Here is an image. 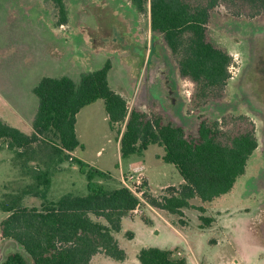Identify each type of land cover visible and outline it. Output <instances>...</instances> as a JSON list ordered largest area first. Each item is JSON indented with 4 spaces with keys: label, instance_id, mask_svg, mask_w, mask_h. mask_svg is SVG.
Wrapping results in <instances>:
<instances>
[{
    "label": "rangeland",
    "instance_id": "1",
    "mask_svg": "<svg viewBox=\"0 0 264 264\" xmlns=\"http://www.w3.org/2000/svg\"><path fill=\"white\" fill-rule=\"evenodd\" d=\"M65 3L68 22L57 26L50 0H0V119L30 135L38 103L32 88L42 77L68 76L78 82L81 73L99 69L106 61L111 65L110 87L126 99L130 109L148 112L155 103L189 132H195L199 116L217 120L224 114L249 116L255 124L258 147L245 175L228 195L209 203L193 199L182 216L159 210L158 222L171 224L182 235L164 225L160 236L152 238L143 234L141 222H148L152 213L141 202L138 217L131 214L134 220L124 224L128 231L136 232V239L130 241L124 228L115 237L127 254L126 264H138L142 247L177 245L182 236L185 246L173 249L177 248L180 255L176 256L186 257L189 264H264V16L234 17L222 7L211 12L208 33L232 55V78L222 99L193 113L189 107L192 86L180 79L162 37L151 32L147 12L138 14L129 0ZM121 131L122 124L110 128L104 103L97 100L76 115L80 146L74 156L111 175L143 165L156 196L165 192L167 187L160 190L164 184L177 185L182 180L173 165L162 161L163 150L157 145L122 159L118 142ZM32 147L33 152L19 158L0 141V202L32 183L33 170L44 169V162H50L51 157L54 165L49 168L47 200L86 194L85 176L73 162L56 164L58 157L50 149L40 144ZM103 182L108 187H122L117 179ZM142 188L149 193L144 185ZM41 203L31 195L22 200L27 207H40ZM199 207L204 208L203 214ZM7 216L0 210V222ZM200 216L211 218L210 225L206 227ZM15 250V244L0 240V261ZM99 257L90 264H119Z\"/></svg>",
    "mask_w": 264,
    "mask_h": 264
},
{
    "label": "trees",
    "instance_id": "2",
    "mask_svg": "<svg viewBox=\"0 0 264 264\" xmlns=\"http://www.w3.org/2000/svg\"><path fill=\"white\" fill-rule=\"evenodd\" d=\"M56 25L68 22L65 0H50ZM138 14L147 12L149 28L160 35L177 66L179 77L191 84L189 107L194 111L222 99L232 78L234 59L208 33L211 12L222 7L234 17L264 16V0H129ZM111 65L83 72L78 82L68 76L42 77L32 89L37 107L27 135L0 119V141L19 158L40 144L58 157L56 164L73 162L85 176L86 194L64 195L47 200L51 185L50 166L33 170L32 183L18 193L5 196L0 210L8 216L0 222V240L15 244L0 264H89L102 254L123 262L125 251L115 234L122 219L139 204L124 187H108L100 181L109 174L71 157L80 146L75 133L76 115L97 100L104 103L110 128L122 124L119 152L122 159L141 155L150 145L163 150L162 161L175 167L183 183L170 186L160 196L144 193L154 209L182 216L190 201L209 203L229 194L245 175L248 161L258 147L255 124L245 114H224L219 120L199 116L194 133L175 124L152 103L150 111L129 108L126 99L108 81ZM42 200L40 207L22 205L24 196ZM201 214L204 208L198 209ZM207 227L212 219L200 216ZM131 239V233H126ZM139 264H187L176 251L142 248Z\"/></svg>",
    "mask_w": 264,
    "mask_h": 264
},
{
    "label": "crops",
    "instance_id": "3",
    "mask_svg": "<svg viewBox=\"0 0 264 264\" xmlns=\"http://www.w3.org/2000/svg\"><path fill=\"white\" fill-rule=\"evenodd\" d=\"M38 83V82H37ZM36 83V84H37ZM34 88V87H33ZM32 88V89H33ZM106 117H107V115H106ZM107 120H108V118H107ZM18 129V128H17ZM21 131V130H20ZM24 133V132H23ZM76 133V132H75ZM26 134V133H25ZM28 135V134H27ZM120 138V137H119ZM118 142H119V140H118ZM77 149V148H76ZM74 152H75V150L72 152V153H70V155H71V157H73V158H76L75 156H74ZM162 157V156H161ZM74 168L75 169H77V166L76 165H74ZM98 169V168H97ZM78 170V169H77ZM98 170H100V169H98ZM100 171H102V170H100ZM102 172H104V171H102ZM129 172H140V173H142V175L144 176V180H145V183H144V186H145V188H146V190H148V192L150 193V194H156V193H154L152 190H151V187H150V183H149V180H148V178L146 177V175H145V172H144V166L143 165H136L134 168H132L131 170H127L126 172H123L122 170H120V172H119V174L118 175H111L110 173H108V172H105V173H107V174H109V179L111 178V180H113V179H117L118 180V182H120L121 181V178L126 174V173H129ZM109 181V180H108ZM100 182H103V181H100ZM104 183V182H103ZM183 183V180H181V181H179L178 182V184L177 185H173V184H164L162 187H160V190H162V188H166V187H170V186H179L180 184H182ZM237 183V182H236ZM236 185V184H235ZM235 185H234V187H235ZM233 190V189H232ZM228 195V194H227ZM224 196H226V195H224ZM223 197V196H222ZM218 199V198H217ZM216 200V199H215ZM147 206V208H149L148 209V212H150V213H152V214H150L152 217H150V219H149V221L148 222H146V223H144V222H141L143 225V228L144 229H142L143 230V234H144V236L146 237V238H149V237H159L160 236V234H161V232H162V229L164 228V225H167L168 227H170V228H172L174 231H176L177 233H178V235H182L181 233H182V231H179L178 232V230H176L171 224H168L167 222H166V224H164V223H162V222H158V220H157V216L156 215H158V212H159V210H157V209H154L153 207H150L149 205H146ZM132 215H131V213L128 215V216H126L125 218H123L122 219V223H121V231L123 230V228H124V230H125V232L126 233H131V235H132V238L131 239H129L130 241H134L135 239H136V237H137V234H136V232H134V231H128L127 230V228H125V226H124V224H125V222H126V220H131V221H133L134 220V218L135 217H138V215H136L134 218H132L131 217ZM134 216V215H133ZM126 227H129V225L128 226H126ZM120 231V232H121ZM125 233V234H126ZM127 235V234H126ZM178 239H179V241H180V243L179 244H177V245H173V246H166L165 248H161V249H169V250H174L173 248L174 247H176V246H179V245H181V246H185V241H184V238H183V236L182 237H178ZM120 245V244H119ZM121 247V246H120ZM148 247H153V246H145V247H142V248H148ZM122 248V247H121ZM141 248V249H142ZM157 248H159V247H157ZM123 249V248H122ZM140 249V250H141ZM176 249L177 248H175V251H176ZM124 250V249H123ZM139 250V251H140ZM125 251V250H124ZM139 251H138V253H139ZM125 254H126V252H125ZM180 255V252H178V253H176V255ZM138 255V254H137ZM96 257L98 256V258H100L99 256H104V255H102V254H97V255H95ZM95 256H93L92 257V259L90 260V263L92 262V261H94V259L96 258ZM95 257V258H94ZM104 257H106V256H104ZM106 258H108V257H106ZM108 259H110V258H108ZM185 259H186V262H187V264H189V260L185 257ZM104 260V259H103ZM110 260H112V259H110ZM112 261H114V260H112ZM137 261H138V259H137ZM114 262H117V261H114ZM128 261H127V254H126V259L123 261V262H117V263H119V264H126ZM89 263V264H90ZM135 263H136V261H135ZM137 264V263H136ZM138 264H139V262H138Z\"/></svg>",
    "mask_w": 264,
    "mask_h": 264
},
{
    "label": "built area",
    "instance_id": "4",
    "mask_svg": "<svg viewBox=\"0 0 264 264\" xmlns=\"http://www.w3.org/2000/svg\"><path fill=\"white\" fill-rule=\"evenodd\" d=\"M120 182L122 187L130 190L139 199L140 204L131 212V214L138 215L141 213V202L144 203V205H148L143 198L144 192L142 191L144 176L140 172H129L121 178Z\"/></svg>",
    "mask_w": 264,
    "mask_h": 264
}]
</instances>
